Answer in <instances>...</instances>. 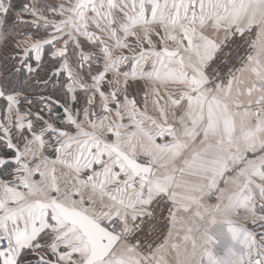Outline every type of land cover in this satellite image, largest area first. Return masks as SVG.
Wrapping results in <instances>:
<instances>
[{
	"label": "snow or ice",
	"instance_id": "1",
	"mask_svg": "<svg viewBox=\"0 0 264 264\" xmlns=\"http://www.w3.org/2000/svg\"><path fill=\"white\" fill-rule=\"evenodd\" d=\"M0 102V264H264V0H0Z\"/></svg>",
	"mask_w": 264,
	"mask_h": 264
},
{
	"label": "crops",
	"instance_id": "2",
	"mask_svg": "<svg viewBox=\"0 0 264 264\" xmlns=\"http://www.w3.org/2000/svg\"><path fill=\"white\" fill-rule=\"evenodd\" d=\"M54 2L60 3L62 2V0H57V1L55 0ZM210 202H214V198H210ZM256 227H259V226H256ZM212 234L215 238H217L221 242V247L227 246L229 243H231L228 232H227V226L224 224H217L212 229Z\"/></svg>",
	"mask_w": 264,
	"mask_h": 264
},
{
	"label": "rangeland",
	"instance_id": "3",
	"mask_svg": "<svg viewBox=\"0 0 264 264\" xmlns=\"http://www.w3.org/2000/svg\"><path fill=\"white\" fill-rule=\"evenodd\" d=\"M12 2L14 5H16V8L19 9L20 5H22L25 2V0H12Z\"/></svg>",
	"mask_w": 264,
	"mask_h": 264
},
{
	"label": "built area",
	"instance_id": "4",
	"mask_svg": "<svg viewBox=\"0 0 264 264\" xmlns=\"http://www.w3.org/2000/svg\"><path fill=\"white\" fill-rule=\"evenodd\" d=\"M142 227H144V226H142Z\"/></svg>",
	"mask_w": 264,
	"mask_h": 264
}]
</instances>
